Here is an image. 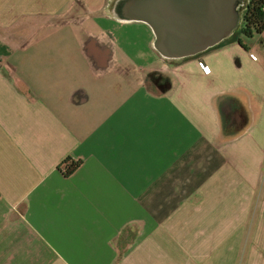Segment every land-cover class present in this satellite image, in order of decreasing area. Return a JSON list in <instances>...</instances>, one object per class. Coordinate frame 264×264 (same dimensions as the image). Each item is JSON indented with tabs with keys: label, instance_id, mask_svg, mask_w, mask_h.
Returning <instances> with one entry per match:
<instances>
[{
	"label": "crops",
	"instance_id": "crops-1",
	"mask_svg": "<svg viewBox=\"0 0 264 264\" xmlns=\"http://www.w3.org/2000/svg\"><path fill=\"white\" fill-rule=\"evenodd\" d=\"M118 1L0 0V264H264V33L169 59Z\"/></svg>",
	"mask_w": 264,
	"mask_h": 264
},
{
	"label": "water",
	"instance_id": "water-1",
	"mask_svg": "<svg viewBox=\"0 0 264 264\" xmlns=\"http://www.w3.org/2000/svg\"><path fill=\"white\" fill-rule=\"evenodd\" d=\"M247 0H119L114 15L151 26L155 49L169 59L204 53L239 30Z\"/></svg>",
	"mask_w": 264,
	"mask_h": 264
},
{
	"label": "trees",
	"instance_id": "trees-1",
	"mask_svg": "<svg viewBox=\"0 0 264 264\" xmlns=\"http://www.w3.org/2000/svg\"><path fill=\"white\" fill-rule=\"evenodd\" d=\"M264 33V0H251L243 18L242 35L248 39ZM81 166V161L68 158L64 163L63 173L73 174Z\"/></svg>",
	"mask_w": 264,
	"mask_h": 264
},
{
	"label": "built area",
	"instance_id": "built-area-1",
	"mask_svg": "<svg viewBox=\"0 0 264 264\" xmlns=\"http://www.w3.org/2000/svg\"><path fill=\"white\" fill-rule=\"evenodd\" d=\"M202 66H203L204 68H206V65H205L204 63H202Z\"/></svg>",
	"mask_w": 264,
	"mask_h": 264
},
{
	"label": "rangeland",
	"instance_id": "rangeland-1",
	"mask_svg": "<svg viewBox=\"0 0 264 264\" xmlns=\"http://www.w3.org/2000/svg\"><path fill=\"white\" fill-rule=\"evenodd\" d=\"M242 11H240V14L242 15V13H241ZM245 13V12H244ZM244 15V14H243Z\"/></svg>",
	"mask_w": 264,
	"mask_h": 264
}]
</instances>
